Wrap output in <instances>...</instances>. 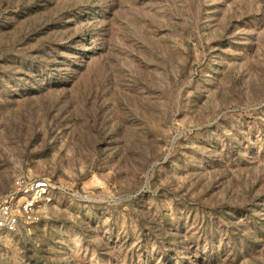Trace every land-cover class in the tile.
<instances>
[{
	"label": "rangeland",
	"instance_id": "374dc122",
	"mask_svg": "<svg viewBox=\"0 0 264 264\" xmlns=\"http://www.w3.org/2000/svg\"><path fill=\"white\" fill-rule=\"evenodd\" d=\"M0 264H264V0H0Z\"/></svg>",
	"mask_w": 264,
	"mask_h": 264
},
{
	"label": "built area",
	"instance_id": "2783aa9c",
	"mask_svg": "<svg viewBox=\"0 0 264 264\" xmlns=\"http://www.w3.org/2000/svg\"><path fill=\"white\" fill-rule=\"evenodd\" d=\"M54 186L46 177H19L0 200V229L12 232L40 222Z\"/></svg>",
	"mask_w": 264,
	"mask_h": 264
}]
</instances>
